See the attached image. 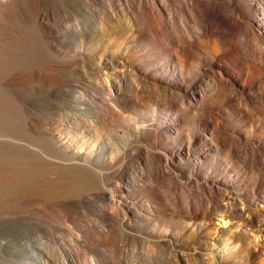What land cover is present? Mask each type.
I'll list each match as a JSON object with an SVG mask.
<instances>
[{"label": "rangeland", "instance_id": "1", "mask_svg": "<svg viewBox=\"0 0 264 264\" xmlns=\"http://www.w3.org/2000/svg\"><path fill=\"white\" fill-rule=\"evenodd\" d=\"M110 3L111 0H99L98 3L91 4L92 11L94 12V20L96 21L95 29L97 27L98 30H96L99 35H102L106 30L107 25L110 24V22H107L108 20L105 16V12H102L105 11L107 6L111 5ZM78 6H80L78 4V0H0V243H9L11 246L15 245L14 247L16 248L19 243L24 244L27 247L30 246V250H28L30 253L24 255L25 260H20L19 257L17 258L18 264H40L41 259L43 262H47L48 258L54 263L55 261H58L56 264H70L66 260V256L62 254L63 252L61 251V248L59 246L57 247V242H59V240L61 242L64 240L63 242L67 245L66 247L72 249L74 253L77 254L75 255L77 261L80 260L79 263H85L86 261L88 263L90 261L92 263L99 264H122L124 259L127 258L124 252L128 251L130 247V243L127 242L126 244L128 247L124 249L125 251L123 250L125 246L121 245L124 243V238L123 235H121L122 232L118 229L119 226L116 223V219L123 218L125 213L124 206L126 205V202L130 200L129 193L127 192L129 191V188L124 186L121 191L122 193L120 192V194H116L117 192L112 189L111 184L121 185L120 175L117 173L116 169L110 167L109 165H99L101 164L99 161L88 165L90 166L92 164V167L90 166L92 171L80 168L76 169L75 166L69 165L74 159L64 154L60 149L54 147V142L50 136L52 132L61 137L63 136L62 138L76 150L93 152L98 159L101 157H111L109 159V163L104 164L124 163L127 168H129L130 164H157V158L167 157L165 150L179 148L181 141L186 143L189 136H191V132L188 131L185 122L187 121L189 123H193L197 121L196 117L193 115V109L191 108L192 110L190 109L187 113H185V118L181 121L182 123L179 122V127L182 132H180L181 137L177 140H175V138L166 140L165 136L162 133H159V130L153 125H156V121L162 120V118L165 117L164 114L167 113L166 107H169L170 103H168V101H166L161 94H158L161 98L157 97L155 101V97L157 96L156 92H160L158 90L155 91L150 85L148 86L149 88L146 87L144 89L143 87L141 89V94L132 93L131 96L134 97H131L129 95L131 93H129L125 101L113 103L114 108L116 107L115 111L118 112H115L112 104L104 100L101 95H97L98 97L96 99H91V97L86 93L84 87L78 82L81 81V77L78 76L80 73V75H83L85 79L88 78L86 80H96L97 83L100 82L99 84H105L106 81L108 82L109 78L114 75V73L116 74L122 69H120V66L113 64V69L112 66L105 67L104 65H98L93 70H90L83 65V57L76 53H78V51L91 48L93 46V42L91 39L87 38L85 33H83L84 31H82L83 28L81 23L84 19H82L80 12H78ZM41 17H44L43 22L40 21ZM127 17L125 21H123L125 18L122 17L119 18L118 21L127 24ZM233 19H235V25L238 26L240 22H237L236 18ZM76 21L79 22L77 23ZM76 23L79 24V27ZM141 23L144 24L142 21ZM66 28L68 30H66ZM236 29L237 30L234 31L235 33H232L233 36L231 39V41L235 43L236 48L234 50L236 52V59L230 60L225 57L221 58V61H223L225 66H227L231 71L239 73L236 65L239 61L244 64L247 62L248 56L245 57L244 55H247L248 48L241 38L243 37L242 30L240 28ZM76 30L81 31L82 34H78L79 31L77 33ZM73 31L75 32L73 33ZM196 31V27L194 26L193 28L192 26L191 31H184L183 33L185 38L188 37L189 40L194 42L195 47L192 48L193 54L191 56V63L194 68L192 70L195 73L199 66L203 65L202 60L204 57H210L214 54L221 53V49L218 46H214L210 43L206 44L204 37L199 36ZM152 33L154 32L144 25L141 28V34L136 35L135 41L137 43L139 42L138 44L141 49H144V53L148 52L149 54L148 56L144 55L145 57H142L140 60L141 64H139L144 68L150 66V68L153 67L156 69L161 68L162 66L160 58L165 57L163 53L166 51V48L164 45H159V41L163 40V36H156L155 33ZM59 42L64 43L65 45L60 47ZM157 42L159 44H157ZM255 42L256 41L252 40L253 47H259V43ZM98 60L99 55L98 59H96L97 63H99ZM249 63L250 62L248 60L246 65H250ZM254 67V69L250 68L247 72L243 71L239 74L241 79H245L247 81V85L252 86L254 91L252 90L253 93H251L255 96V100H261L264 97L262 94L264 92V78H261L260 75L264 74V70H259L260 67L256 65H254ZM96 75L99 77L97 76V78H95ZM206 79L208 81L209 77H205L204 80L206 81ZM133 83H136L137 85L139 82L136 80V82L133 81ZM127 86L125 87V90L127 89L130 91L129 89H131L132 86ZM151 90H153L152 92L154 93H152ZM81 92L83 93L81 94ZM74 94L79 95L77 96L78 99L79 97L85 98L86 96L87 100H84L82 104H78L77 108H74L75 104L72 103L73 99H76ZM228 95L229 94L225 95V98L213 97L214 102L212 109L217 110L220 108L224 110L226 116L224 118L225 120H223V125L229 131L226 135L217 134L215 137L213 136L211 139L213 140L211 141L212 144L207 147L208 151L204 152L206 158L201 161V164L242 165V163L251 164L252 162V164H263L264 119L261 118L259 111H257L254 106L252 109L251 107H248V109L245 107L244 109L246 110L243 109V106L240 107L238 104L235 106L234 104L238 103V98H240L238 95H234V97H232L233 95H229L230 97ZM73 96L74 98H72ZM129 96L131 98H129ZM104 97L108 96L105 95ZM139 100L141 102L143 101L142 104ZM91 109L100 111L101 115L93 116L90 111ZM75 111L77 113H75ZM83 111L86 112L83 113ZM245 111L253 117H259L258 119L261 123L258 125V128L255 127V118L254 125H252V122L249 120L241 119L242 114ZM178 115L183 116L181 113ZM186 115L188 116L186 117ZM153 119L156 121L154 122ZM89 128L94 132H89ZM239 129L244 130V132L240 133L241 136L236 133ZM243 137L254 138L255 140H259L261 142V147L259 148L260 154L258 156L253 153L251 155L249 150L250 148ZM220 141H223V144ZM215 146L218 149H215ZM191 148H193V153L191 151L189 154L180 156L175 164H192V162H194L193 156H195L196 152H199L200 147L197 145ZM222 148L223 150H220ZM227 149L232 152H229ZM69 160H71V162ZM66 162H69L68 165ZM75 163L88 164L77 159L72 164ZM69 167L71 168L69 169ZM245 171L247 176L246 181L251 186L255 181L254 175L249 169H245ZM216 173L219 174V172ZM87 174H89V176ZM99 174H103L101 175L103 178L100 177ZM107 175L109 177H107ZM174 181L175 180L170 179L169 176L164 177L158 180V187L153 189L152 193L150 192L157 198L158 203V217L156 225L159 229H167L173 233L182 234L183 243L186 244L187 247L185 246V248H183V254L175 261L171 259L167 261V257L169 255L168 251L164 252L162 250L159 252L154 249L155 251L153 250V255L157 257H155V262H152L153 264H217L215 261L217 256H221L223 259L228 260L232 255V252L235 250H240L243 255L235 264H264V255L255 257L254 259L250 258L251 247H255L254 245L257 244V240L258 243L261 241L264 244V238L259 237L254 227L252 228L249 225L247 226L243 222L245 218H248V216L250 217L251 214L247 209L245 198L238 197V201H240H237L239 206L237 205L236 209L230 200H222L225 196V192H223V194L221 193L222 196H220L217 200H214L211 199L204 191L200 190L199 186H196L194 192L190 193L188 189L185 188V181ZM99 182L102 183L100 184ZM106 187L111 190V195L114 200H104L100 197L101 191L104 188L107 189ZM183 190L186 193H184ZM248 190L251 191L252 189L248 186ZM87 193H90V197ZM81 196L82 198H80ZM86 197L91 198L89 201L90 209H95L96 211L102 210L106 213L111 210L108 215L111 219L113 218V221H111L110 224H107L104 219L100 218H98L99 220L97 221V219L90 214V209H88L85 204ZM186 199H189V204L186 203ZM101 203L103 207L101 206ZM214 203H219L221 207L219 209L213 208L212 204ZM208 206H210V208ZM193 210L198 212L196 220L191 219ZM112 211L113 213H111ZM233 212L238 213V215L231 216L230 214ZM86 223L90 227L86 225ZM192 223L197 225L214 224L211 235V241H213V244L208 246V250L203 249L204 251H201L199 249L200 254H202V259H198V256L194 254L195 252L193 251V246L191 245L194 238V232H188L187 234L184 231L185 224L187 225ZM48 224L50 225L48 226ZM49 229L53 230L49 232ZM69 229L71 231H69ZM98 229H102L104 233H100ZM105 229H107L108 232ZM225 229H230L231 231ZM233 229H236L237 231L239 229H243V231H245L244 234L246 237L243 242H235L233 240L231 234L229 233L233 232ZM35 231H37V233ZM78 233H80V235ZM38 234L40 236V245L39 247L34 246L33 249L34 244L31 242H29L30 245L28 244V241L30 240L29 235L32 237L33 235L38 236ZM69 234L72 239L68 237ZM19 236H22L20 237L21 239ZM81 236L83 241H80ZM108 238L111 239L108 240ZM68 240L71 241L69 242ZM41 241L43 242L41 243ZM55 241L57 242L55 243ZM79 242H81V245ZM103 242L104 244H102ZM71 243H73L72 246L70 245ZM76 243L78 244L77 246H75ZM20 244L19 246L22 247ZM42 245L46 249H44ZM94 246L96 247L94 248ZM4 249L6 250V248ZM4 249L0 248V256L2 255V257H5L0 258V264H13L12 262L15 264L16 259L7 255ZM42 250H45L44 252H48V258L46 255H43ZM59 254H61V256ZM63 260L66 261L63 262ZM90 262L88 264H90Z\"/></svg>", "mask_w": 264, "mask_h": 264}, {"label": "bare ground", "instance_id": "2", "mask_svg": "<svg viewBox=\"0 0 264 264\" xmlns=\"http://www.w3.org/2000/svg\"><path fill=\"white\" fill-rule=\"evenodd\" d=\"M98 1L99 0H78V4L80 5V6H78V12H80L82 19H84L83 22L81 23L82 28H83L82 31H84L83 33H85L87 38L91 39V41L93 42V46L91 48H88L87 50L78 51V53H76V54H79V55H81V57H83V63H84L83 65L86 66L87 68H89L90 70L91 69L93 70L98 65H104L105 67H107V66H112L113 64L120 66V69H122V70L116 74L114 73V75L111 77L108 76L110 78H109L108 82L106 81L105 84H102V83L99 84L100 82L97 83L96 80L94 81L93 79H91L93 81L86 80L88 78L85 79L83 75H80L81 74L80 73L78 76L81 77V81H78V82L80 83V85H82L84 87V89L86 90V93L91 97V99H93V98L96 99L98 97L97 95H101L103 97V99L106 100L107 102H109L110 104H112V106L114 108L113 103L118 102V101H125L127 99L129 93H131V94H129L130 96L132 95V93L141 94L142 93L141 89L143 87L145 89L146 87L149 88L148 87L149 85L152 86L155 91L158 90L160 92V93L156 92L157 96L156 95H155L156 97L154 96L155 101H156L157 97L161 98L158 95V94H161L162 97H164V99L166 101H168V103H170L169 107H166L167 113L164 114L165 117H163L162 120L156 121L153 119L154 122L155 121L157 122L156 125L153 123L154 124L153 126H155L156 129L159 130L158 131L159 133H162L165 136L166 140L173 139V138H175V140H177L178 138L181 137L182 132H181V128L179 127V122H181L182 119L184 120L185 113H187L191 108L193 109V115L197 119V121L193 122V123H191V122L189 123L187 121L185 122V124L187 125V128H188V131L191 132V136H189V139L187 140L186 143L184 141H181V143L179 144L180 145L179 148H173L170 150H165V152L167 153V157L157 158L156 159L157 164H130L129 168H127V166L124 163L123 164H104V163H109V159L111 157L110 158L101 157L100 159H98V157H96V155L93 152L79 151V150L74 149L70 144H68V142L66 140H64L62 138L63 136L61 137L54 132H52L50 134L51 139L55 145L54 147H56L57 149H60L64 154L73 158L74 160L72 161V163H74L76 159L88 163V164H85V163L84 164H82V163L81 164H76V163L72 164V163H70L69 165L75 166L76 169L80 168V169L92 171V168H90V166L92 164L90 166H88V165L90 163H96V161H99V163H101L99 165H102V166L109 165L110 167H113L114 169H116L117 173L120 175L121 185H119V184L112 185L110 183L112 186V189L117 192L116 194H120V192L122 191L124 186L129 188L128 189L129 191H127V192L129 193V196H130L129 197L130 202L126 200L127 202H126V205L124 206L125 213H124L123 218L116 219L117 220L116 223L119 226L118 229L121 230V232H122L121 235H123V238H124V243L122 242L123 245H121V246H125L123 248V250L126 249V247H128L126 243L127 242L130 243V245H129L130 247H129L128 251L124 252L125 255L127 256V258L124 259L122 264H153L152 262H155V257H157V256L153 255L154 251H155L154 249L158 250L159 252H161L162 250L164 252L168 251L169 255L167 257V261L170 259L175 261L178 259V257H180L183 254V248H185V246L187 247V245L183 243V240H182L183 235L182 234H176V233H173L167 229L166 230L159 229L156 225V221H157V217H158V208H157L158 203H157V198L151 193H152L153 189L158 187V185H157L158 180H160L164 177H167V176H169L170 179H173L175 181H178V180L185 181V185H186L185 188H187L190 193H193L195 187L199 186L200 190L204 191L208 196H210L211 199H214V200H217L220 196H222L223 192H225V196L223 195L224 198L222 200H225V199L230 200L236 209H237V205L239 206L238 202L240 201V200L238 201V197L245 198L246 204H247V209L250 211L251 214H250V217L248 216V218H245V220L243 222L247 226L249 225L252 228L254 227L255 230L257 231L259 237L264 238V187H263V184H264V163L263 164H252L253 163L252 162L251 164H243L242 163V165H240V164H201V161L206 158V156L204 155V152H207L208 151L207 147L212 144L211 141H213V140H211V139L213 138V136L215 137V135H217V134L226 135L229 131L223 125V120H225L224 118L226 116V113L224 112V110L220 109V108L217 110L212 109L213 108V102H214L213 97L214 98H216V97H221V98L224 97L225 98V95H227V94L233 95L232 97H234V95L235 96L238 95L240 98H238L239 99L238 103L234 104L235 106H236V104H238V105H240V107L243 106V109L245 107H247V109H248V107H251V109H252L254 106L255 109H257V111H259V113H260L259 115H261V118L264 119V97L261 100L260 99L255 100L256 98L252 94L253 93L252 92V90H253L252 86L247 85L246 84L247 81L245 79L240 78L241 72H243V71L247 72V70H250V68L254 69L255 68L254 65L260 67L259 70H264V0H111V3H110L111 5L108 4L109 6H107L105 8V11H102V12H105V16L107 17V20H108L107 22H110V24L107 25L106 30L103 32L102 35L98 34L97 27H96L97 30L95 29L96 21L94 20L95 19L94 18V12L92 11V7H91L92 3H98ZM65 4H68V3H65ZM70 9H72V8H70ZM121 17L125 18L124 20L122 19L123 21L126 20V17L128 18L127 24H124V23L118 21V19ZM65 18H66V16H65ZM233 18H236L237 19L236 21L240 22V24L238 26L235 25V23H234L235 19H233ZM77 19H79V18H77ZM103 19H105V18H103ZM40 21L43 22L44 17H41ZM141 21L144 24H142ZM77 23H76V25H78V27H79V24H77ZM144 25L146 27L150 28L156 34V36H161V37L163 36L162 39L164 41L163 40L159 41L160 44L157 42V44H159L161 46L164 45L166 48V51H164V53H163V55L165 57L163 56L164 58H162V57L160 58V62L162 64L161 68L155 69L153 67L150 68V66L144 68L143 66L140 65L141 64L140 60L142 59V57L149 55L148 52L144 53V51H143L144 49H141V47L138 44L139 42L137 43L135 41L136 35L141 34V28ZM158 25H159V27H158ZM192 26H193V28H194V26L196 27V29H197L196 32H198L199 36L204 37L206 44L210 43L214 46H218L221 49L220 54H214L210 57H204V59L202 60L203 65L199 66L196 73L193 72L192 69H194V68L192 67V63H191V58H192L191 56L193 54L192 48L195 47L194 42L189 40L188 37L185 38L183 35L184 31L185 32L191 31ZM235 26H236V28H240L243 32V37H241V38L245 42L246 47L248 48V53H247V55H244V56L245 57L248 56L247 62H248V60L250 62L249 63L250 65L247 64L248 66L246 65L247 62H245V64L243 62H240V61L237 63V65H236L237 70L240 74L236 72L237 70L235 71L236 73L231 71L227 66H225V63H223V61H221V58H225V57H226V59L229 58L230 60L236 59V57H235L236 52L234 50L236 48L235 43L231 41L232 36H233L232 33L235 30H237L235 28ZM66 30H68V29L66 28ZM78 31H77V33H78ZM74 32L75 31H73V33ZM80 33H81V31H79L78 34H80ZM154 33H152V34H154ZM185 34H187V33H185ZM252 40L259 43L260 46L259 47L256 46L257 48H254L255 46L253 47ZM59 45H60V47H63L65 44L59 42ZM98 55H99L98 61L100 64L96 62V59H98ZM240 57H241V55H240ZM245 60H246V58H245ZM242 61H243V59H242ZM83 65H81V66H83ZM113 67L114 66H112V69H113ZM71 70H73V69H71ZM80 71L83 72L82 70H80ZM262 75H260L261 78H264V74H262ZM97 76L98 75H96L95 78H97ZM205 77H209V80L207 81V79H206V81H205L204 80ZM135 79L138 80V82H139V83H137V85H136V83H133V81L136 82ZM258 80H260V79H258ZM104 81H105V79H104ZM263 83H264V81H263ZM127 85L132 86V88L129 89L130 91H128L127 89H126L127 91L125 90V87ZM147 91H148V89H147ZM152 91L153 90H151V92ZM79 92H80V90H79ZM82 93L83 92H81V94ZM152 93H154V92H152ZM151 94H150V96H151ZM262 94L264 95V92ZM105 95H107L108 97H104ZM77 96H79V95H75L76 99H73V102H72L73 104H75L74 108L75 107L77 108L78 104H82L84 100H87L86 96H85L86 99L83 97H79V99H78ZM130 96H129V98L134 97V96H131V97ZM138 96H140V95H138ZM142 97H143V95H142ZM72 98H74V96ZM90 100H89V102H90ZM136 101H137V99H136ZM158 101H159V99H158ZM139 102H141V101L139 100ZM142 102H141V104H142ZM92 106H91V108H92ZM82 107H84V106H82ZM115 108H114V111H115ZM119 109H120V107H119ZM244 110H246V109H244ZM90 111H91V114L93 116L101 115L100 111H98V110L91 109ZM84 112H86V111H83V113ZM115 112H118V111H115ZM75 113H77V112L75 111ZM111 113H114V112H111ZM179 113H181V115L183 114V116H179L178 115ZM188 115H186V117ZM69 117H71V116H69ZM254 118L256 119V121H255L256 126L255 127L258 128V125L261 123L260 120L258 119L259 117L258 118L253 117L251 114H248L246 111L242 114V117H241L242 120H249L250 122H252V125H254V120H255ZM151 119H152V117H151ZM66 122H68V121H66ZM72 123H73V121H72ZM69 127H70V125H69ZM83 127H84V125H83ZM86 127H87V125H86ZM137 127H139V126H137ZM88 131L94 132L90 128ZM133 132H135V131H133ZM241 132H244V130L239 129V130H237L236 133L239 136H241V134H240ZM243 138L246 141V143L248 144V147L250 148L249 150H250L251 155L253 153L254 155L258 156L260 154L259 148L261 147V142L259 140H255L254 138H245V137H243ZM222 140H225V139H222ZM220 142L223 144V141H220ZM197 145L200 147V150H199V152L195 151L196 152L195 156H193L194 162H192V164H175V162L177 161V159L180 156H183L185 154H189L193 149L191 147L197 146ZM228 145H230V144H228ZM216 146H215V149L217 148ZM230 149H231V147H230ZM220 150H223V148ZM110 151H112V150H110ZM192 153H193V151H192ZM154 158H155V156H154ZM186 158H187V156H186ZM69 161L71 162V160H69ZM58 163H60V162H58ZM62 163H64V162H62ZM68 163H67V165H68ZM182 163H183V161H182ZM52 165H54V164H52ZM70 168L71 167H69V169ZM93 169H94V167H93ZM245 169H247V170L249 169L252 172V174L254 175L255 181L252 183L251 186L246 181L247 176H246ZM96 172H97V170H96ZM216 172H219V174H217ZM87 175L89 176V174H87ZM101 175H103V174H99L100 177H102ZM107 177H109V176L107 175ZM105 180H106V178H105ZM116 182H117V180H116ZM99 183L101 184L102 182H99ZM108 184H109V182H108ZM248 186L252 189L251 191L248 190ZM100 187H101V185H100ZM106 188L107 189H105V188L104 189L102 188L103 190L101 189L102 191L100 193V197H102V199H104V200L105 199H110V200L113 199L112 195H111V193H112L111 190H109L108 187H106ZM98 189H99V187H98ZM181 191H182V188H181ZM97 192H99V191H97ZM184 193H186V192L184 191ZM89 194H88V196H89ZM89 197L85 198V204L88 207V209H90L89 208L90 207L89 201L91 199ZM80 198H82V196ZM174 198H175V196H174ZM206 198H207V196H206ZM188 200L186 203H188ZM118 203H120V202H118ZM115 204H117V203H115ZM121 204H122V202H121ZM112 205H113V203H112ZM101 206H102V203H101ZM108 207H109V205H108ZM189 207H190V205H189ZM208 207L210 208V206H208ZM212 207L215 209H219L221 207V205H219V203H214V204H212ZM106 209H107V207H106ZM99 211H96L95 209L89 210L90 214L93 217H95L97 219V221L99 220L98 218L104 219L107 224L108 223L110 224V222L113 221L112 220L113 218L111 219V217L108 215V213L111 210L108 213H106L102 210L100 212ZM114 212H116V211H114ZM111 213H113V211ZM187 213H188V211H187ZM230 215L235 216V215H238V213L233 212ZM46 217H44V218H46ZM197 217H198V212L193 210L191 219L196 220ZM224 217H225V215H224ZM246 217H247V215H246ZM92 219H94V218H92ZM33 222H35V221H33ZM22 224H24V223H22ZM26 225H28V224H26ZM37 225H36V227H37ZM49 225L50 224H48V226ZM86 225H88V224L86 223ZM213 225L212 224L197 225V224H193V223L187 224V225L185 224V227H184L185 233L188 234V232H194V238L192 240L193 242L191 245L193 246V251L195 252L194 254H196L198 256V259H202V254H200L199 249L201 251H204L205 249L208 250L209 249L208 246L213 244V241H211L212 240L211 235H212ZM45 226H47V225H45ZM238 227H240V226H238ZM23 228H24V226H23ZM242 228H243V226H242ZM34 230H36V229H34ZM52 230H50L49 232H51ZM105 230L107 231V229H105ZM225 230H228V229H225ZM235 230L236 229H233L232 230L233 232H229L231 234V237L233 238V240L235 242H238V241L243 242L244 238L246 237L244 234L245 231H243V229H239L238 231L237 230L235 231ZM244 230H245V228H244ZM69 231H71V230L69 229ZM98 231L100 233L103 232L102 229L101 230L98 229ZM35 232L37 233V231H35ZM229 233H228V235H229ZM4 234H6V233H4ZM39 234H38V236H39ZM67 234H66V236H67ZM78 234L80 235V233H78ZM88 234H90V233H88ZM79 235H78V237L80 238ZM109 235H111V234H109ZM29 236L28 237L30 238V240L28 241V244H29V242L33 243L34 244L33 249H34V246L39 247L40 236L39 237L37 235H33L32 237H31V235H29ZM20 237H22V236H19V238ZM68 237H70V239H72L70 234L68 235ZM72 237H75V236H72ZM94 237H96V236H94ZM73 239H75V238H73ZM82 239L83 238L81 236L80 241ZM105 239H106V237H105ZM110 239L108 238V240H110ZM91 240H92V238H91ZM259 240H261V239H259ZM43 241H41V243ZM63 241L61 242L59 240V242L55 241V243L56 242L58 243L57 247L59 246L61 248V251L63 252L62 254H64L66 256V260L70 264H80L81 263V262L79 263L80 260L77 261V259H76L77 254L74 253V251L72 249L66 247L67 245H65ZM100 241H102V240H100ZM15 242H17V241H15ZM4 243H0V248H2V249L6 248V250L4 249L6 251V254L10 255V257H14L16 259L15 262L17 264H18V261H17L18 257L20 260H25L24 255L27 253H30L28 251V250H30V246L27 247L26 245L19 243L22 247H20L18 244V246L16 248V247H14L15 245L11 246L9 243L8 244L7 243L4 244ZM73 243H71L70 245L72 246ZM80 243L81 242H79V244ZM83 243H85V242H83ZM256 243H254V244H256V245H254L255 247L254 248L251 247L252 250L250 249V251H251L250 258L251 259H254L255 257H258V256L260 257V256L264 255V244H263V242L260 241L258 243V240H257ZM102 244H104V242ZM77 245L78 244L76 243L75 246H77ZM89 245H91V244H89ZM45 246H47V245H45ZM23 247H24V249H23ZM95 247L96 246H94V248ZM43 248H44V246H43ZM44 249H46V248H44ZM52 249H53V246H52ZM39 251H38V255H39ZM44 251L45 250H42L43 255L44 256L46 255L48 258V252H44ZM119 251H120V248H119ZM159 252H158V254H159ZM164 252H162V253H164ZM59 255L61 256V254H59ZM163 256H165V255H163ZM242 256L243 255H242L240 250H235L234 252H232V255L230 256V258L228 260L223 259L221 256H217L215 258V261L217 264H235ZM1 257H2V255L0 256V258ZM62 257H61V259H62ZM161 257H162V255H161ZM2 258H5V257L3 256ZM39 258H40V256H39ZM36 260H38V259H36ZM66 260H63V262ZM120 261H122V260H120ZM21 262H23V261H21ZM12 263L14 264V262H12ZM56 263H58V261L57 262L55 261V263H54L49 258H48L47 262H43L42 259L40 261V264H56ZM82 263H84V262H82ZM85 263H87V261ZM9 264H11V263H9ZM90 264H99V263L90 262Z\"/></svg>", "mask_w": 264, "mask_h": 264}]
</instances>
